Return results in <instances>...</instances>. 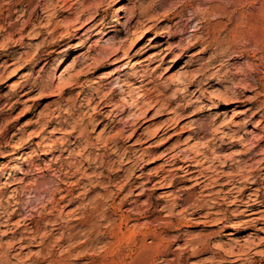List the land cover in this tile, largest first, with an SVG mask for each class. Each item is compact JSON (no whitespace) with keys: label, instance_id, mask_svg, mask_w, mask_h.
I'll return each mask as SVG.
<instances>
[{"label":"rangeland","instance_id":"1","mask_svg":"<svg viewBox=\"0 0 264 264\" xmlns=\"http://www.w3.org/2000/svg\"><path fill=\"white\" fill-rule=\"evenodd\" d=\"M263 30L264 0H0V259L133 264L143 239L162 238L139 264H264V219L224 200L214 175L264 173ZM136 33L134 72L150 76L128 84L131 64L115 59ZM197 150L215 173L191 189L180 160ZM260 200L250 209L264 211ZM26 218L41 233L22 244ZM120 221L125 237L111 238Z\"/></svg>","mask_w":264,"mask_h":264},{"label":"bare ground","instance_id":"2","mask_svg":"<svg viewBox=\"0 0 264 264\" xmlns=\"http://www.w3.org/2000/svg\"><path fill=\"white\" fill-rule=\"evenodd\" d=\"M225 8V7H224ZM212 9V8H211ZM210 10V9H209ZM215 10V9H214ZM225 11V10H224ZM206 13V12H205ZM22 16V15H21ZM263 29V28H262ZM264 31V30H263ZM262 31V32H263ZM260 33V32H259ZM261 34V33H260ZM102 38H103V40H105L107 37H108V32L107 31H104V32H102ZM102 38H100V39H102ZM143 38V36H141V34H138V33H136V36H135V38L133 39V41L131 42V44H130V47L127 49H124L123 50V53H122V55H120V56H118L116 59H115V63H116V65H119V64H121V63H123V62H125V61H129V63L131 64V68H132V72L130 73V74H127L126 75V78H125V80L127 81V83L129 84V82H131V80H136V79H138L139 78V80L141 81V80H143L144 78H146V77H148V76H150V74H148V73H146L145 71L144 72H134V69H136L135 68V66H138V65H136V61H135V59H133L130 55H131V52L132 51H134V49L137 47V45L139 44V42L141 41V39ZM241 51V50H240ZM239 51V52H240ZM234 52V51H233ZM241 53V52H240ZM73 57V54L72 53H69L68 54V56L65 58V59H62V60H60V62H59V66H62V64H64V63H66V61H68V60H70L71 58ZM130 66V65H129ZM117 68V67H116ZM130 68V69H131ZM101 77V76H100ZM124 77V76H123ZM198 77V76H197ZM61 79V78H60ZM80 80V76H76V78L74 77V79L71 81V83H78V81ZM124 80V79H123ZM138 81V80H137ZM199 81H198V78L197 79H195V80H193V81H191L190 82V85L192 86V85H194V84H196V83H198ZM52 84V83H51ZM68 84V83H67ZM66 84V85H67ZM103 84V79H95V80H93V82H91V84L89 85V87H88V93L89 94H91V92H92V90L93 89H96L97 87H100L101 85ZM146 84H148V83H146ZM199 85V84H198ZM121 86V85H120ZM119 86V87H120ZM123 86H126V84H123L122 85V87ZM61 90V92L62 93H66L67 92V89H65V87H63L62 89H60ZM136 90V89H135ZM199 90V89H198ZM116 91H112L111 93H109L107 96H103V98L101 99V100H99L98 102H97V105L98 106H101L102 104H103V107H102V109L103 108H106V107H111L110 105H111V101H112V99L115 97V93ZM24 96V94H22V96L21 97H23ZM19 101V100H18ZM92 100L90 99V100H88V104L90 105V102H91ZM232 101H234V100H232ZM236 101V100H235ZM263 110V109H262ZM264 111V110H263ZM178 113V111L177 110H175V114L174 115H176ZM258 114V113H257ZM233 117L234 116H232V118L231 119H233ZM121 123V122H120ZM126 124H128V123H126ZM125 124V125H126ZM126 127H128L127 125L124 127V128H126ZM163 128H164V124H163V126H161L160 127V129L158 130V133L157 134H159V133H161L162 132V130H163ZM39 136V134L37 135V136H35V137H33V138H31V139H29V142L28 143H30V146H36V148L33 150V153H35V152H37L38 151V149H39V147H40V143L39 142H35V138H37ZM236 138L234 137V135H233V141L232 142H239V141H237V140H235ZM223 142V141H222ZM189 151V150H188ZM187 151V152H188ZM54 152L53 151H51V152H49L47 155H52ZM197 155L194 157H191V156H186V155H184L183 156V159L182 160H180L182 163H183V165L182 166H180L179 167V169H181L182 170V172L183 173H190V174H192V173H194V181H195V184L191 187V189H195L197 186H199V185H202V184H204V187L206 186H208V184H205L206 183V181L207 180H209V178L211 177L210 175L211 174H214L215 173V171H213V166L212 167H209V171L210 172H205V171H201L200 170V167L201 166H203V163H205V162H202V159H200V156H201V151L200 150H197ZM199 153H200V155H199ZM11 154H13V153H10V154H7L8 156L9 155H11ZM202 155H203V153H202ZM128 160H131L132 159V157H128L127 158ZM264 159V158H263ZM178 160V159H177ZM137 164V166H139L138 165V162H136ZM177 163V162H176ZM192 167H194L195 168V170H192V172H190V170H191V168ZM70 169V168H69ZM72 169V168H71ZM178 169V170H179ZM264 169V168H263ZM138 170V167H136V169H134V172H136ZM247 170H248V166H247V163H244L243 165H240L238 168H237V170H236V172L234 173V174H214L215 175V177H216V181H215V183H217V182H219V181H222L224 178L227 180V182H225L224 184H223V186H224V190L223 191H225V189H226V187H230V188H228V190L225 192V195H224V200L225 199H232L233 200V202H240V203H243V205L246 207V209L244 210V212H247V216H252V217H254V219H257V220H261V219H264L263 217H258V215H260L261 214V212H264V211H261V212H258V211H256V210H253V209H250L251 207H253L254 205H258L259 203H261L262 201L260 200V199H262V198H264V173L263 174H260L259 176H257L256 174V172H247ZM171 171H173V170H171ZM171 171H166V170H162L161 171V180H160V182H158V183H162L163 181H165L166 179H167V177L166 176H164V175H166V174H168V173H170ZM208 171V170H207ZM197 173V174H196ZM222 173V172H221ZM196 174V175H195ZM68 175V174H67ZM72 175V174H71ZM255 178V179H254ZM252 179H254V181H252L251 182V180ZM114 180H116V179H110V181L112 182V181H114ZM215 180V179H214ZM210 182H211V180H209ZM241 182H244L245 183V185H244V188H240L238 185L241 183ZM212 183H213V181H212ZM242 184V183H241ZM254 185H257L258 187H256V188H253L254 187ZM248 190H250V193L249 194H247V191ZM221 193V192H220ZM57 194V193H56ZM219 196V195H218ZM246 197H248L247 198V200H245V198ZM54 200H55V198H54ZM16 209V208H15ZM76 214V213H75ZM130 215V214H129ZM31 216V215H30ZM123 216V218L125 217L126 218V216H124V215H122ZM27 217V216H26ZM74 217H76V216H74ZM84 217V216H83ZM81 218V217H80ZM80 218H79V220H80ZM104 218H105V216H104ZM103 218V219H104ZM138 218V217H137ZM82 219V218H81ZM86 219V218H85ZM102 219V220H103ZM127 219V218H126ZM22 220V219H21ZM75 220H77L78 221V218L76 217V219ZM124 220V219H123ZM219 220V219H218ZM8 220H5V221H3V222H7ZM26 221H31L27 226H26V237H25V234H21L20 236V239H19V242L20 243H26V242H31V241H36L37 239H38V235L41 233L40 231V229L38 228V226L32 221V220H30V219H27L26 218ZM86 221V220H85ZM88 221H89V219H88ZM87 221V222H88ZM109 221V220H108ZM129 221V220H128ZM220 221L221 222H228V218H226V217H224V218H221L220 219ZM2 222V223H3ZM22 222V221H21ZM121 222V221H120ZM222 223V224H223ZM124 224H126L125 222H124ZM68 225H69V222H68ZM84 225H88V223H86V222H81V226H84ZM54 226H56V227H54L53 228V230L52 231H55V230H60L61 229V227H59L58 226V223H55L54 224ZM90 226V225H89ZM93 226V225H92ZM97 226V225H96ZM71 227H72V225H71ZM113 227H114V225H113ZM74 228H77V226H75ZM92 228V227H91ZM90 228V229H91ZM64 229V228H63ZM93 229V228H92ZM91 229V230H92ZM62 230V229H61ZM94 230V229H93ZM125 233L122 231V222L119 224V225H116L113 229H112V234H111V238H119V236L121 235V236H123V237H125V235H124ZM144 234H146V233H143V235ZM89 235H92L91 233L89 234ZM139 235V234H138ZM144 236H147V235H144ZM154 237V239H159V237L157 236V234L156 233H154V235H153ZM88 237V236H87ZM91 237V236H90ZM76 238V236L75 235H73V236H71V237H69L68 239H63L62 238V242H66V241H70V240H73V239H75ZM146 238V237H145ZM89 238H87V240H88ZM136 239H137V235H134L133 236V240L134 241H136ZM143 239V238H142ZM85 240V239H84ZM159 241V242H158ZM157 242L158 243H156L155 244V247H153L152 245L151 246H147L146 244H145V239H143L142 241H141V245L139 246V252H138V256H137V258H134L135 260V262H133V264H139V263H141V262H145V261H147V259H149L150 257H151V255L152 254H157V253H160L161 252V247H163V239L161 238L160 240H158ZM84 243H85V241H84ZM136 243V242H135ZM86 244V243H85ZM238 248V247H237ZM119 250V249H118ZM120 251V250H119ZM119 251L117 252V254H119ZM132 251V250H131ZM167 251V250H166ZM52 252V251H51ZM88 252V251H87ZM137 252V251H136ZM1 253V252H0ZM113 253H114V251H113ZM227 253H229L230 254V256H232V257H240V256H242V255H244L245 254V249H243V248H240L239 250H238V252L236 251V249L235 248H233V247H231V249L229 250V252H227ZM87 254V253H86ZM122 254V253H121ZM261 254H263V253H261ZM246 255V254H245ZM49 256V255H48ZM111 257V256H110ZM116 257V259L118 260V258H117V256H115ZM119 257V256H118ZM111 258H113L109 263H107V264H121V261L119 262V261H117V260H115V258H114V254L112 255V257ZM110 259V258H109ZM121 259V258H120ZM137 259V260H136ZM44 260V259H43ZM51 260V259H50ZM241 260V259H240ZM137 261V262H136ZM42 262V260L41 259H37L36 260V263L37 264H40ZM60 262V261H59ZM94 262V261H93ZM0 264H10V262L8 261V258H6L5 260L4 259H0ZM56 264V263H55Z\"/></svg>","mask_w":264,"mask_h":264}]
</instances>
